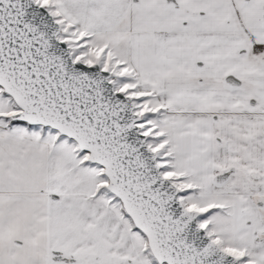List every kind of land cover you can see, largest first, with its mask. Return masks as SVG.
Returning a JSON list of instances; mask_svg holds the SVG:
<instances>
[{
	"label": "snow or ice",
	"instance_id": "6c2138e0",
	"mask_svg": "<svg viewBox=\"0 0 264 264\" xmlns=\"http://www.w3.org/2000/svg\"><path fill=\"white\" fill-rule=\"evenodd\" d=\"M0 264H264V0H0Z\"/></svg>",
	"mask_w": 264,
	"mask_h": 264
}]
</instances>
